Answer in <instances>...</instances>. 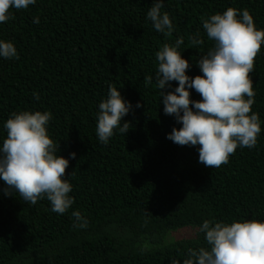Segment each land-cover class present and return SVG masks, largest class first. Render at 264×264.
Listing matches in <instances>:
<instances>
[{"label":"trees","instance_id":"16d2710c","mask_svg":"<svg viewBox=\"0 0 264 264\" xmlns=\"http://www.w3.org/2000/svg\"><path fill=\"white\" fill-rule=\"evenodd\" d=\"M163 3L162 13L173 21L171 37L147 18L153 0H36L12 9L14 18L0 24V40L11 41L19 56L0 57V144L12 113L51 112L48 134L57 154L69 159L65 179L74 198L58 214L47 198L32 205L15 192L5 194L0 180V264H183L189 248L208 247L199 231L204 220L264 221V45L250 74L252 111L261 122L257 144L237 148L219 168L199 162L198 145L167 138L182 124L164 113L155 83V54L165 43L184 37L178 51L191 65L187 75H202L197 61L213 47L202 18L247 9L261 30L264 0ZM194 35L204 43L192 44ZM146 76L153 77L147 87ZM112 84L133 106L122 120L130 129L115 130L103 144L97 115ZM170 85L163 91L178 82ZM190 91L193 101L201 99ZM74 211L86 228L73 226Z\"/></svg>","mask_w":264,"mask_h":264},{"label":"clouds","instance_id":"9594fccd","mask_svg":"<svg viewBox=\"0 0 264 264\" xmlns=\"http://www.w3.org/2000/svg\"><path fill=\"white\" fill-rule=\"evenodd\" d=\"M35 3L36 0H0V24L14 18L12 9L24 10ZM163 7V0H153L147 18L157 32L171 37L173 21L169 13H162ZM33 22L39 23V18ZM202 23L208 40L213 42V47L197 61L202 75H187L191 65L178 51L185 42L181 36L174 46L165 43L156 52L155 83L161 90L164 113L182 124L173 128L167 138L180 146L198 145L199 162L213 169L228 163L237 148H254L257 144L261 122L252 111L255 92L250 74L264 45V29H257L247 9L233 7L202 18ZM191 43L200 45L204 41L194 35ZM0 57L19 58L11 41L0 40ZM172 81L178 82V87L163 91ZM152 83L153 77L146 76L145 86ZM191 89L200 95V100L190 98ZM35 95L39 99V94ZM135 107L142 105L137 103ZM132 108L117 87L110 85L97 115L95 131L101 143L107 144L117 129L128 133L130 122L122 124V120ZM51 118V112L41 111L11 114L4 124L6 138L0 144V180L6 185L5 194L15 192L32 205L47 198L53 212L64 214L74 203L69 195L72 185L65 179L69 159L57 154V146L48 134ZM71 157L75 159L76 153ZM72 217L74 227H87L79 211H74ZM199 231L205 233L208 247L189 248L183 264H264V221L204 220ZM171 264L180 261L171 260Z\"/></svg>","mask_w":264,"mask_h":264}]
</instances>
